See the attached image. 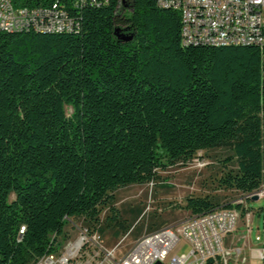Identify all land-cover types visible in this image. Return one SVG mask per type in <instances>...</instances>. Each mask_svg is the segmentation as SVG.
I'll return each instance as SVG.
<instances>
[{
  "label": "trees",
  "instance_id": "16d2710c",
  "mask_svg": "<svg viewBox=\"0 0 264 264\" xmlns=\"http://www.w3.org/2000/svg\"><path fill=\"white\" fill-rule=\"evenodd\" d=\"M68 12L78 33H0V264L35 263L62 244L68 220L98 224L100 208L115 214V190L199 151L230 147L225 163L234 159L236 171L224 189L264 186L257 48L182 46L178 12L155 0ZM215 208L207 197L184 206L190 215Z\"/></svg>",
  "mask_w": 264,
  "mask_h": 264
},
{
  "label": "built area",
  "instance_id": "2783aa9c",
  "mask_svg": "<svg viewBox=\"0 0 264 264\" xmlns=\"http://www.w3.org/2000/svg\"><path fill=\"white\" fill-rule=\"evenodd\" d=\"M155 2L159 8L178 12L182 46L205 43L211 47L257 48L264 85V0ZM105 3L107 0H52L46 7H20L13 0H0V33H78V21L68 10H77L81 4L99 8ZM238 221L235 209L215 208L191 215L175 228L144 235L125 250L120 243L107 247L97 230L79 229L74 241L54 245V251L33 264H233L231 259L239 257L240 250L227 246L226 240L236 231ZM256 241L260 243V237ZM251 255L264 264V245Z\"/></svg>",
  "mask_w": 264,
  "mask_h": 264
},
{
  "label": "rangeland",
  "instance_id": "374dc122",
  "mask_svg": "<svg viewBox=\"0 0 264 264\" xmlns=\"http://www.w3.org/2000/svg\"><path fill=\"white\" fill-rule=\"evenodd\" d=\"M64 112L69 117L72 109L65 106ZM232 156L228 146L199 151L187 163L178 162L164 170H157L155 179L148 184L119 188L111 193V207L115 214L108 207L100 208L96 225L89 224L83 218L70 219L64 227V236L58 241L72 242L79 229H95L107 247L120 243L125 250L144 235L163 228H175L187 220L191 216L184 209L188 197H207L217 208L240 206V209H236L239 215L237 229L226 240L227 246L240 250V256L231 259V263L261 264L251 255L250 249L264 245V186L252 193L257 197L261 195L255 201L251 200L250 195L224 189L220 180L228 172L236 171L234 159L225 163ZM13 199L14 195L10 194L8 201ZM113 215L116 219L110 221ZM256 237H260V243L255 241ZM244 243H248V246Z\"/></svg>",
  "mask_w": 264,
  "mask_h": 264
},
{
  "label": "water",
  "instance_id": "95a60500",
  "mask_svg": "<svg viewBox=\"0 0 264 264\" xmlns=\"http://www.w3.org/2000/svg\"><path fill=\"white\" fill-rule=\"evenodd\" d=\"M119 29H115V34H116V36L118 37V39L120 38L121 40H123V41H129V40H131V37L129 36V37H119V35H118V33H119ZM251 200L252 201H255V200H257V197L256 196H254V197H252L251 198ZM156 264H158V263H156Z\"/></svg>",
  "mask_w": 264,
  "mask_h": 264
},
{
  "label": "crops",
  "instance_id": "0c3cea01",
  "mask_svg": "<svg viewBox=\"0 0 264 264\" xmlns=\"http://www.w3.org/2000/svg\"><path fill=\"white\" fill-rule=\"evenodd\" d=\"M255 241H256V238H255ZM244 245H245V246H248V243H244ZM260 247H261V246L256 245L255 247L251 248L250 250H251V252L253 253L255 250L260 249ZM252 253H251V254H252Z\"/></svg>",
  "mask_w": 264,
  "mask_h": 264
},
{
  "label": "bare ground",
  "instance_id": "6f19581e",
  "mask_svg": "<svg viewBox=\"0 0 264 264\" xmlns=\"http://www.w3.org/2000/svg\"><path fill=\"white\" fill-rule=\"evenodd\" d=\"M197 44H203V45H205V43H188V45H197Z\"/></svg>",
  "mask_w": 264,
  "mask_h": 264
}]
</instances>
